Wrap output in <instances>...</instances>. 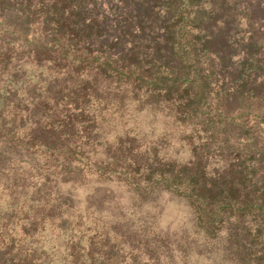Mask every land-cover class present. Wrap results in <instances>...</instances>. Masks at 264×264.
<instances>
[{
    "label": "trees",
    "instance_id": "obj_1",
    "mask_svg": "<svg viewBox=\"0 0 264 264\" xmlns=\"http://www.w3.org/2000/svg\"><path fill=\"white\" fill-rule=\"evenodd\" d=\"M0 3L32 29L0 37V264H264L245 0ZM98 185L117 194L80 197ZM167 195L188 225H163Z\"/></svg>",
    "mask_w": 264,
    "mask_h": 264
},
{
    "label": "rangeland",
    "instance_id": "obj_2",
    "mask_svg": "<svg viewBox=\"0 0 264 264\" xmlns=\"http://www.w3.org/2000/svg\"><path fill=\"white\" fill-rule=\"evenodd\" d=\"M247 5L253 11V16L257 20L259 38L263 39V47H261L259 53L261 55L262 60L264 59V0H245ZM107 15H110L109 22H112L113 14L110 10H108ZM234 30V28H233ZM32 33V29L28 23V21L17 11L14 9H7L0 3V37L12 41L21 43L25 37L30 36ZM258 87H264V73L258 75L257 77ZM254 123V121H253ZM250 122V125L253 124ZM262 130H264V122L259 126ZM259 127H252L254 134L259 133ZM257 130V131H255ZM260 140V138H259ZM99 186V185H98ZM61 190L65 192H69L70 188L67 185H63ZM107 190H111L115 195L117 194L114 188L104 189L103 187L94 189V186L84 187L82 191L79 193L80 197L89 198L98 195H106ZM71 192H74L71 189ZM160 203L164 206L162 210L167 213V218H163V225H167V221L171 218L174 219V227H178L179 222L184 220L186 225L190 223L189 220V209L183 204L182 200L176 199L170 196H164Z\"/></svg>",
    "mask_w": 264,
    "mask_h": 264
}]
</instances>
